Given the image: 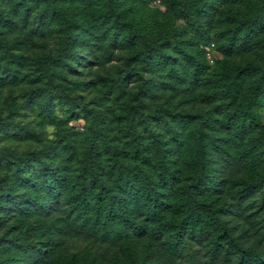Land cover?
Instances as JSON below:
<instances>
[{"label":"trees","instance_id":"1","mask_svg":"<svg viewBox=\"0 0 264 264\" xmlns=\"http://www.w3.org/2000/svg\"><path fill=\"white\" fill-rule=\"evenodd\" d=\"M235 1L173 0L171 12L185 20L196 50L179 47L169 63L178 28L141 11L160 0H0V93L37 82L25 91L24 105L48 123L56 121L55 99L64 93L59 79L81 55L100 63L117 49L128 50L125 76H140L138 100L165 93L167 85L192 93L197 84L236 99L243 70L255 74L249 95L218 120L161 110L156 118L165 126L156 129L128 105L118 116L123 128L117 137L94 111L97 123L90 125L77 166L68 136L60 145L22 152L0 147V264H179L192 240L206 246L210 264H264V244L255 240L264 221L249 219L264 210V160L247 133L248 121L264 106V62L260 71L241 69L220 89L201 80L202 44L209 41L213 15L220 4ZM249 1L252 10L232 17L226 28L224 52L251 49L264 31V0ZM52 32L58 33L55 50L28 56L36 70L25 73L19 52L36 40L47 42ZM143 71L159 79L143 78ZM34 137L29 127L17 129L0 117V141ZM69 236L109 247L66 254Z\"/></svg>","mask_w":264,"mask_h":264},{"label":"rangeland","instance_id":"2","mask_svg":"<svg viewBox=\"0 0 264 264\" xmlns=\"http://www.w3.org/2000/svg\"><path fill=\"white\" fill-rule=\"evenodd\" d=\"M173 0H160V3L147 4L141 7L144 15H158L170 26L178 28L175 34L174 43L168 48L170 62H176L179 47L186 46L188 49H195L196 44L193 33L187 28L183 18L177 17L171 12L170 5ZM252 10L251 1L239 0L235 2L222 3L217 7L213 15V26L210 29L209 41L202 44L203 50L208 46L212 62L206 58L202 60L204 70L201 80L208 84L213 83L218 89L224 87L228 80L245 67L256 68L260 71L264 62V31L260 33L253 47L247 51L224 52L226 28L230 25L232 17H241ZM58 33L52 32L47 42L35 41L25 51H20L23 58L22 69L25 73H35L36 67L31 58L43 56L55 50L57 46ZM129 52L126 49H117L109 54L106 62H86L83 55L74 63L73 70L67 71L59 79L64 93L55 99L54 114L56 121L48 123L43 120L34 109L25 107L24 93L26 90L34 88L38 83L27 80L19 85L3 88L0 93V117L9 120L12 125L19 127H29L34 138L8 139L0 141V147H10L18 152L38 149L43 144H62L64 136L71 139V144L76 146V157L74 166L78 165L80 154L86 144V136L91 131V124L94 111L101 112L100 120L109 126L108 134L119 137L122 134L123 121L121 111L123 108L132 106L150 119L153 127L163 129L164 119L156 118L161 114V110H170L173 113L185 112L197 118L202 116L218 120L229 109L240 105L242 98L249 95L255 83V74L244 72V80L240 87L239 96L232 99L223 91L204 89L203 85L197 84L192 93L179 86L167 85L165 93L162 91L149 98L136 99V92L140 83L139 75L125 76L130 69V61L127 59ZM177 65V64H176ZM181 67V66H179ZM143 78H150L154 83L159 77L153 73L142 72ZM122 81L125 90L120 91L117 82ZM22 105V108L16 106ZM247 133L258 143V152L264 160V106L259 110L255 120L247 123ZM260 204V196L255 200ZM264 210L257 211L250 216V220L255 224H263ZM261 219H263L261 221ZM251 226L250 223L245 225ZM251 232L255 227H250ZM256 243L264 244V229L256 232ZM108 244L89 237L69 236L65 240L64 252L70 254L81 249L102 250L108 249ZM179 264H210L207 262L206 246L203 243L192 240L185 245L181 255L177 259ZM216 264H223L218 262Z\"/></svg>","mask_w":264,"mask_h":264},{"label":"built area","instance_id":"3","mask_svg":"<svg viewBox=\"0 0 264 264\" xmlns=\"http://www.w3.org/2000/svg\"><path fill=\"white\" fill-rule=\"evenodd\" d=\"M209 47L208 46H206L205 47V54H206V58H207V60L209 61V62H212L213 60H212V58H211V55H210V53H209Z\"/></svg>","mask_w":264,"mask_h":264}]
</instances>
